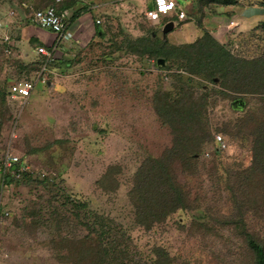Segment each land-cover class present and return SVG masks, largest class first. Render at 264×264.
Here are the masks:
<instances>
[{
	"label": "rangeland",
	"instance_id": "rangeland-1",
	"mask_svg": "<svg viewBox=\"0 0 264 264\" xmlns=\"http://www.w3.org/2000/svg\"><path fill=\"white\" fill-rule=\"evenodd\" d=\"M51 1L29 2L36 9ZM67 1L64 6L73 2ZM20 2L0 0V21L5 23L12 11L24 15L25 23L20 24H31L27 12L31 9ZM129 5L127 1L125 8L118 6L116 14H101L88 35L59 44L40 76V57L33 50L37 43L20 29L15 35L9 26L6 32L12 44L5 53L0 31V155L14 153L25 166L17 178L0 181V201L9 212L0 223V264H69L57 262L52 251L53 201L60 203L71 222L85 217L94 221V216L111 221L123 233L131 255L142 260L157 246L181 264H250L240 229L255 233L264 247V211L247 208L241 192L243 172L251 160V137L220 131L222 124L253 111L258 99L225 98L217 82L187 74L169 60L157 62L161 57L130 52L141 38L178 44L168 35L171 32L162 35V27L149 24L143 12ZM217 6L208 3L197 14L195 8L193 14L187 10L181 22L190 21L200 29L192 39L206 31L234 55H263L264 31L259 25L264 21V0H236L222 10L224 16L217 14ZM249 13H257L258 18L249 23ZM240 19L245 24L240 25ZM22 80L34 81L32 91L25 98H10L8 86ZM180 84L195 93H210L200 119L206 121L212 140L196 155L193 174L181 173L177 165L173 168L177 181L197 197L198 208L177 210L147 230L134 222L126 194L139 162L145 156H158L170 145L169 127L155 113L152 100L157 93L176 97ZM239 98L243 105L232 106ZM216 134L224 148L213 140ZM109 167L113 182L103 190L98 181ZM70 225L60 229L59 236L85 233L81 226ZM96 225L92 223L93 228Z\"/></svg>",
	"mask_w": 264,
	"mask_h": 264
},
{
	"label": "trees",
	"instance_id": "trees-1",
	"mask_svg": "<svg viewBox=\"0 0 264 264\" xmlns=\"http://www.w3.org/2000/svg\"><path fill=\"white\" fill-rule=\"evenodd\" d=\"M194 1L197 10L195 14L201 12L202 6L208 3L233 5L236 2V0ZM64 7L56 5L57 10ZM259 26L264 31V21ZM129 51L136 55L146 54L153 59L161 57L163 61L177 63L187 74L202 75L211 83L217 82L222 88L219 93L225 98L256 96L259 104L253 111L247 110L232 123L222 124L220 131L232 137H237L241 133L251 137V160L242 177L243 204L256 210L261 207L260 210L264 211V54L251 58L239 57L219 45L206 31H203L195 41L178 45L141 38L134 42V50ZM180 85L176 97L157 93L152 100L155 113L161 122L169 127L170 145L158 156H145L139 162L131 176L130 188L126 194L134 222L147 230L164 222L177 210L191 211L198 208L197 197H191L184 184L177 181L173 168L177 165L181 173L193 174L196 155L203 144L212 140L206 121L200 119L201 114L206 111L210 93L207 90L195 93L190 87ZM193 93L197 95L194 97ZM111 173L114 171L109 167L107 172L101 175L98 181L101 189H108L113 182L110 178ZM107 181L109 183L105 184ZM49 201H52V198ZM237 205L242 206V203ZM50 207L49 220L56 226L55 239H51L50 242L57 262L181 264L157 246L150 249L151 256L147 260L134 258L128 250L123 233L115 229L111 221L94 216V221H88L85 217L83 221L80 219L71 222L60 203L58 205L53 201ZM72 215L78 218L77 213ZM93 222H96V228L92 227ZM70 224L74 225L72 229L81 226L85 233L78 237L59 236L60 229L67 228L71 226ZM238 233L247 249L250 264H264V247L258 236L245 229H240Z\"/></svg>",
	"mask_w": 264,
	"mask_h": 264
},
{
	"label": "crops",
	"instance_id": "crops-1",
	"mask_svg": "<svg viewBox=\"0 0 264 264\" xmlns=\"http://www.w3.org/2000/svg\"><path fill=\"white\" fill-rule=\"evenodd\" d=\"M29 1L30 0H22V2H20V4L22 3L21 5L28 6V8L32 9L33 6L31 4V2H29ZM127 1H128V3L130 2L129 8L132 7V9H135L138 12H143L145 8L151 7V2L149 0H73V2L71 1L72 3L66 7H64L63 4L65 3L66 5H68L69 2L67 0H58V2H54V0H53V2H50L49 4H54L56 10L58 8V7L56 8V5L62 6V7H64L62 9H66L68 12V16H69L68 30L72 33V37L69 40L63 42L64 43L63 45H66L67 43H71L73 41H76L78 39L77 35L79 38H81V36L88 35V32L93 30V28H94L93 26H95L96 24L99 23V17L101 16V14H116L119 11L118 8L120 6L125 8V4L127 3ZM173 1L175 2L177 9L184 11L185 18H186L187 10L192 11L191 14H193V11H195L194 6L196 4V1H194V0H173ZM40 2H43V0H39V3ZM61 2H62V4H61ZM49 4H47V5H49ZM228 7H229V5H218L216 8L220 9V11L218 10L217 14H219V13L222 14L221 13L222 10L224 11V9L228 8ZM30 11H27V12L30 13ZM248 12H250V11H248ZM222 15L224 16V14H222ZM23 16L24 15L22 13L17 12V14L13 15V17H11V16L9 17L8 13H7V16L5 18L6 19L5 23H7V25H6V27H3L2 30L8 37H9V35L7 33L8 31L6 32V29L8 30L9 26H10V28H12L13 31L15 32V35H16V30L20 29V34L22 32L23 36L25 35L26 38L32 39L33 41H35L37 43V46H40V45L47 46L48 44H50L52 42L53 34L49 30L38 27V26L34 25L33 23L25 24V25L20 24L21 22L25 21V19L23 20ZM246 17H249V23H250L251 19H254L255 17L258 18V14L257 13H253V14L249 13V15L246 14ZM8 18H9L10 22H7ZM168 21H171L173 23V25H172L171 30L169 32H167V34L171 32V34H168V35L169 36L171 35V37L174 36V39L176 41L175 44L188 43V42H191L193 39L195 40V37L199 36V33H198V35H196V32H198V31L200 32V29L198 28L199 29L198 30L197 27L195 26V24H192L190 21L181 22L183 20H181V21L177 20L175 15H172L170 18H166V17L162 18L161 23L158 25H154V26L162 27L163 24L168 22ZM1 22H3V20ZM177 22L178 23L181 22V23H179V26H177V24H178ZM254 22L257 24L256 21H254ZM241 24H245V22H243L242 19H240V25ZM20 25H22V26H20ZM173 28H175V29L173 30ZM14 32H12V33H14ZM193 35H195V37L192 39L191 36H193ZM89 36H91V35H89ZM21 39H22V36H21ZM13 42L16 43V40L15 41L13 40ZM8 44H9V47L12 44L10 42V37H9V43ZM33 50L31 49V51H33Z\"/></svg>",
	"mask_w": 264,
	"mask_h": 264
},
{
	"label": "built area",
	"instance_id": "built-area-1",
	"mask_svg": "<svg viewBox=\"0 0 264 264\" xmlns=\"http://www.w3.org/2000/svg\"><path fill=\"white\" fill-rule=\"evenodd\" d=\"M151 7L145 8L143 11L144 19L151 25H158L162 18H170L175 15L177 20L185 19L184 11L177 9L173 0H149ZM58 2V0H54ZM13 12L9 11L8 16H12ZM28 19L34 25L47 29L53 34V39L47 46H36L34 52L40 57L38 67V76L42 75L46 70L47 65L53 61L55 49L59 44L69 40L72 37L68 30L69 16L66 9L56 10L54 4L45 5L37 9H31L28 14ZM97 22V21H96ZM7 23L0 21L1 40L5 44L3 51L6 53L11 50L9 47V37L3 32L2 28L6 27ZM38 79V78H37ZM36 79V80H37ZM34 81L22 80L11 83L8 88V96L10 98H25L32 91ZM213 140L221 148H224L222 138L216 134ZM25 169L23 161L14 153L8 151L0 155V181L5 177H18ZM7 178V179H8ZM9 212L3 207L0 201V223L8 216Z\"/></svg>",
	"mask_w": 264,
	"mask_h": 264
},
{
	"label": "water",
	"instance_id": "water-1",
	"mask_svg": "<svg viewBox=\"0 0 264 264\" xmlns=\"http://www.w3.org/2000/svg\"><path fill=\"white\" fill-rule=\"evenodd\" d=\"M172 25H173V23L171 21L164 23L162 28H161V34L164 35L165 33L169 32L172 28ZM157 62L163 63V60L158 59ZM235 103L239 104L238 107H241L243 105V101L241 99H237V100L233 101L232 106H234Z\"/></svg>",
	"mask_w": 264,
	"mask_h": 264
}]
</instances>
